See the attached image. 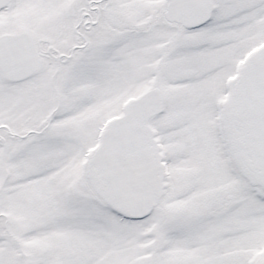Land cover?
Wrapping results in <instances>:
<instances>
[{
    "label": "snow or ice",
    "instance_id": "1",
    "mask_svg": "<svg viewBox=\"0 0 264 264\" xmlns=\"http://www.w3.org/2000/svg\"><path fill=\"white\" fill-rule=\"evenodd\" d=\"M0 264H264V0H0Z\"/></svg>",
    "mask_w": 264,
    "mask_h": 264
}]
</instances>
